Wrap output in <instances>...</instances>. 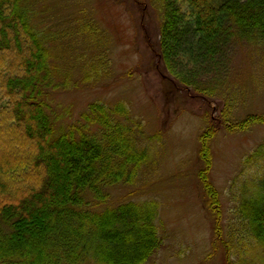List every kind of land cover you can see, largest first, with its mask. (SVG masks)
<instances>
[{"label": "trees", "instance_id": "1", "mask_svg": "<svg viewBox=\"0 0 264 264\" xmlns=\"http://www.w3.org/2000/svg\"><path fill=\"white\" fill-rule=\"evenodd\" d=\"M36 3L0 0V264H143L162 243L158 204L111 200V189L133 184L150 161L141 145L142 122L122 100L91 101L75 119L55 127L52 92L75 87L76 67L82 80L101 77L105 36L87 8L75 10L73 25L53 30L36 19L43 12ZM150 4L159 19L155 58L170 80L203 97L218 91L199 84L200 73L218 63L233 40L264 47V0ZM72 30L76 34L64 49L60 38ZM76 39L80 53H72ZM55 58L69 61L62 67ZM236 106L231 95L221 99V112L201 133L197 175L227 264H264V137L243 159L247 173L227 231L209 176L216 121L229 132L264 126V112L250 110L239 118Z\"/></svg>", "mask_w": 264, "mask_h": 264}, {"label": "rangeland", "instance_id": "2", "mask_svg": "<svg viewBox=\"0 0 264 264\" xmlns=\"http://www.w3.org/2000/svg\"><path fill=\"white\" fill-rule=\"evenodd\" d=\"M34 1L37 9L43 10L36 19L53 30L73 25L74 15L79 14L75 10L87 8L84 11L97 21L105 36L101 51L107 68L101 77L82 80L76 67L71 72L75 87L70 84L72 87L52 92L50 114L55 127L75 119L91 101L111 104L122 100L142 122L145 137L141 145L148 148L150 161L133 184L111 189V200L151 199L158 204L156 223L162 243L143 264L229 263L220 238H215L214 218L202 199L197 175L202 165L199 137L209 120L221 112V99L229 95L237 99L236 117L242 118L250 110L264 112V47L233 40L218 63L205 66L200 73L197 82L218 91L216 96L203 97L170 80L163 62L155 58L159 19L150 0ZM75 34L72 30L61 36L64 49ZM78 41L72 42V53L83 51ZM54 61L63 67L69 60ZM216 126L210 140L209 176L219 191L222 226L227 231L235 222L236 190L247 173L243 159L264 137V126L239 132H229L217 121ZM235 258L231 256L230 262Z\"/></svg>", "mask_w": 264, "mask_h": 264}]
</instances>
